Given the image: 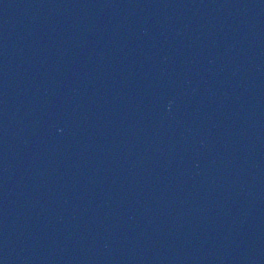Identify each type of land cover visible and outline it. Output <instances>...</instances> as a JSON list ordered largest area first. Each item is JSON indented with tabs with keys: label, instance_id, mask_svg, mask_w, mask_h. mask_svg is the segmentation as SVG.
I'll list each match as a JSON object with an SVG mask.
<instances>
[{
	"label": "water",
	"instance_id": "water-1",
	"mask_svg": "<svg viewBox=\"0 0 264 264\" xmlns=\"http://www.w3.org/2000/svg\"><path fill=\"white\" fill-rule=\"evenodd\" d=\"M0 264H264V0H0Z\"/></svg>",
	"mask_w": 264,
	"mask_h": 264
}]
</instances>
